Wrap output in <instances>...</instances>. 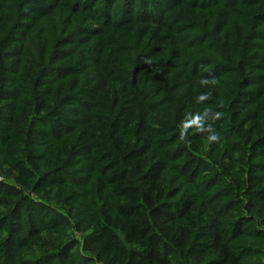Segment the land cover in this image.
<instances>
[{"label":"trees","instance_id":"16d2710c","mask_svg":"<svg viewBox=\"0 0 264 264\" xmlns=\"http://www.w3.org/2000/svg\"><path fill=\"white\" fill-rule=\"evenodd\" d=\"M50 1L46 7L33 6L36 13L29 15L31 20L47 15L49 9L64 8L77 13L91 10L92 19L98 22L103 16L101 24L107 27L126 29L133 23L156 24L184 45L207 49L212 54L190 57V75L212 82L232 75L241 78L230 83L237 87L227 89L230 98L213 92L211 97L200 95L193 103L199 108L217 104L207 109L214 116L220 112L214 122L232 119V109L251 105L264 108V101L260 100L263 87H252L259 78L243 74L240 68L249 66L245 63L246 50L249 52L257 44H253L254 38L263 39L264 33L252 27L245 31L248 34L244 42L235 45L241 49L230 52L223 50L215 33L205 27L213 29L210 23H200L195 16L197 11L219 6L240 12L236 9L242 6L245 11L258 10L255 19L262 23L264 0H139L137 4V0H108L102 8L101 0ZM116 7L120 10L118 19H114ZM225 17H229L228 13ZM7 18L0 22V42L3 39L9 45L15 37L8 27L12 22L5 24ZM21 18L16 21V29L22 26L20 34L25 35L31 21ZM85 32L93 37L101 31L88 27L81 34ZM61 44L63 50L57 53H65L68 43ZM55 50L50 49L47 58L44 53L29 52L25 60L31 59L29 66L33 68L14 71L12 91L0 87V99L8 102H0V168L8 167L15 180V185L0 183V264H253V252L244 245L247 241L241 239L242 232L235 234L227 227L228 218L234 216L231 214L240 210V198L235 193L226 203H220L223 196L219 193L207 198L187 195L165 180L169 170H175L176 176L189 184L192 172L206 165L192 143L198 135H178L177 117L181 111H165L159 122L157 117L149 119L153 113H142L177 101L170 82L162 81L170 75L158 76L147 67L127 70L109 66L110 71H105L109 79H121L130 91L128 95L123 93L124 97L116 92L99 104L94 87L75 93L83 71L47 67ZM24 54L25 47H20L11 56ZM58 56L53 59L62 60ZM4 68L2 64L0 84ZM72 76L75 77L71 82L68 78ZM243 84L251 87L245 89ZM253 116L264 118L259 112ZM217 126L216 132H223L222 124ZM251 129L246 130L247 135L236 136L249 140L255 154L257 150L264 154V133L257 136ZM165 131L171 134L155 137ZM263 164L257 163L246 174L239 172L242 176L237 180L240 188H249L247 194L262 215ZM256 172L262 175H254ZM214 182L218 183L217 179L206 183L205 187H211L208 192ZM72 228L83 232L82 243L69 238ZM33 248L39 249L37 255Z\"/></svg>","mask_w":264,"mask_h":264},{"label":"rangeland","instance_id":"374dc122","mask_svg":"<svg viewBox=\"0 0 264 264\" xmlns=\"http://www.w3.org/2000/svg\"><path fill=\"white\" fill-rule=\"evenodd\" d=\"M107 1L108 0H101V8L105 6V4H108ZM119 1L122 2L124 0ZM147 1L152 3L156 0ZM139 2L140 1L137 0L136 4ZM50 3V0H0V15H2L0 22L3 21L4 18L9 17V19L7 18L5 20V24L8 25V23L12 22L13 25H9L8 27H10L13 37H15L12 38L9 45H7L3 39L0 42V67L2 68V64L5 66L2 70L4 71V77L0 87H6L9 92L10 90L12 91L15 87L14 79L16 78L14 71L23 72L33 68L29 66L31 59L28 60V62L25 60L29 52L36 53L37 55L44 53V56L47 58L52 48L57 49V51L55 50L56 55H53L48 61L49 64L47 63V67L58 68L64 66L66 68L64 71H83L82 82L77 86L78 88L75 93L78 95L94 87L97 93L96 99L99 104L104 102V99L110 100L109 98L113 97L116 92L128 95L130 91L128 85L121 79H109V76L105 73V71H110L109 66H117L119 68L125 67L127 70H136V67H147L148 71L157 73L158 76L169 74L170 77L164 78L162 81L167 82L166 80H168L170 82L168 84L175 90L174 95H176L177 101L173 105H160L159 107L162 108L157 107V110H142V113L146 115L153 113L152 118L151 115L148 116L149 119L157 117V121L159 122L163 119L162 115H165L166 112L169 113L171 110L181 111L179 113L180 116L177 117V126L180 129L178 135L185 136L186 134L189 137L198 135V137L192 139V143L195 146L194 148L202 153L207 166L204 165L199 171L192 172L189 184L185 178L176 176L177 172L175 170H169L168 174L165 175V180L168 181L169 185H172V187L177 186L182 188L183 191H185L182 193H186L187 195L200 194L207 198L219 193L218 195L221 194L223 196L219 198L220 203H226L231 199L232 193H235V196L240 198L238 199L240 210L231 214L234 216L228 218L229 224L227 227L229 230H233L235 234H241L242 232L241 239L247 241L244 242V245L253 252L251 258L253 264H264V236L262 237L259 235L260 233L264 234V215L254 208L255 202H253L251 196L247 194L249 188H240V186H238L240 183L237 182L239 177L242 176L239 172L243 171L246 174L247 171L253 170L257 163L264 162V154H261L259 150L256 152L258 154H255L250 149V141H247L245 138L241 139L239 136L240 134L247 135L246 130L250 127L252 128L251 130L254 131V135L257 134V136H259L264 133V118L255 119L253 116L254 113L259 112L260 115H263L261 117H264V108L256 109L253 105L245 109L235 110L231 108L233 113L232 119L225 123H217L213 120L217 118L216 115L214 116V114L207 111L209 107H217V104H207L205 106L206 108L203 106H201L203 108H199V106L193 104L202 97L200 95L203 94L211 97L213 92H221V95L222 93L225 95L227 94L230 98L231 96L228 94L227 89H229V87L233 90L237 89L235 85L231 86L230 83L237 79L240 80L241 78L232 75L228 78H222V80L218 82H212L202 77L190 75L188 72L191 68L189 62L190 57L196 59L197 56H205L204 54L209 55L212 53L205 48H201V46L195 47L182 44L177 36L175 38L173 34L166 32L165 29L156 24L133 23L125 26L126 29L117 27L110 28L101 24L103 16H100L101 21H94L92 19L94 13L91 10L87 13H77L64 8L49 9L47 15H39L36 19L31 20L29 15L36 13V11L32 9L33 6L40 4L46 7ZM245 8L246 7L240 6L236 9L240 10V12H231L223 6H219L217 8H207L197 11L195 16L200 23H210L213 29L208 26L205 27L211 29V31L215 33L216 42L223 50H230V52H233L241 49V47H236L238 44L244 42L248 34V32L245 33V31L251 30L253 27V29H258L257 31H262L261 33H264L263 20L262 23H258V20L255 19L256 15H258L257 13H259L258 10L248 8L246 12ZM184 9H186V7ZM243 10L245 13H243ZM138 12L137 10L136 13ZM113 13L114 19L120 17V10L118 7L115 8ZM226 13L229 15L228 18L225 17ZM20 18L21 21L22 19L26 22L31 21L29 29L24 32L25 35L22 33L20 34L21 29H24L22 26L16 29V21ZM88 27L100 30L101 32L93 37L92 34L90 36L86 34L87 32L81 34L82 31H86ZM241 32L245 33L242 38L238 37ZM1 34L0 32V35ZM252 36L253 34L251 37ZM263 39L261 37L254 38L253 44L257 43V46H251L249 48L250 51L248 52V50H246L247 53L245 54V63H248L249 66L245 67L242 65L240 68L243 69V71H241L243 74L259 78L252 87L255 85H257V87H263L261 89L263 90V97L260 98V100L264 101ZM18 40H22V42L17 43ZM80 40L83 41L80 42ZM66 41L68 44L64 46L65 53L61 51L57 53L59 49L63 50L61 43H65ZM140 41L142 44H140ZM20 47H25L26 56L25 54L17 57L11 56L12 53H14V49ZM173 47L177 48V52H174ZM55 56H58V59L62 60H54L53 57ZM168 61L171 63L168 64ZM42 62H45V60L43 59ZM50 73L51 72H49V74ZM74 77L75 76H72L68 79L71 81ZM241 87L248 89L251 86L243 84ZM4 99H0L2 105L8 103L7 101H3ZM223 102L225 103V100H223ZM165 105H168L167 108H165ZM169 107L171 108L169 109ZM96 109L99 108L97 107ZM216 109L219 110L218 108ZM153 124L158 127L156 122H153ZM220 124H222L221 128L223 132H216L215 128ZM169 133L171 134V132L165 131L162 134H155V137H166ZM237 133H239L238 136H236ZM212 137H216V139H212ZM9 174L8 167L3 166L0 168V183L8 181V183L14 184L15 180ZM253 174L262 175L260 172ZM212 178L217 179L218 183L215 184L214 182V189L212 188V190L208 192L207 189L211 187L207 188L205 185L206 183L208 184ZM211 183L213 182H210L212 186L213 184ZM27 194L38 200L30 191H28ZM247 200H251V203L246 205L245 201ZM245 233H251L254 236ZM68 235L70 239H79L81 243L83 241L84 234L82 231L72 228L68 231ZM238 243H240V241H238ZM33 251H35L37 255L38 252L36 251H39V249L33 248ZM184 264L192 263L188 262Z\"/></svg>","mask_w":264,"mask_h":264},{"label":"clouds","instance_id":"9594fccd","mask_svg":"<svg viewBox=\"0 0 264 264\" xmlns=\"http://www.w3.org/2000/svg\"><path fill=\"white\" fill-rule=\"evenodd\" d=\"M219 113L216 114L217 118L219 117ZM212 139H216V137H212Z\"/></svg>","mask_w":264,"mask_h":264}]
</instances>
